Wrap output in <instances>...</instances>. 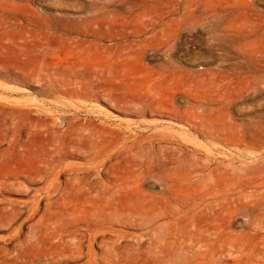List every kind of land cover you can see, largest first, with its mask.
Wrapping results in <instances>:
<instances>
[{"label":"rangeland","instance_id":"374dc122","mask_svg":"<svg viewBox=\"0 0 264 264\" xmlns=\"http://www.w3.org/2000/svg\"><path fill=\"white\" fill-rule=\"evenodd\" d=\"M0 264H264V0H0Z\"/></svg>","mask_w":264,"mask_h":264}]
</instances>
